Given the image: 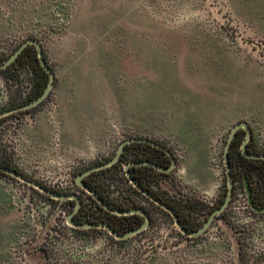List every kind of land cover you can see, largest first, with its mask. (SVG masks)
Returning <instances> with one entry per match:
<instances>
[{
  "label": "rangeland",
  "instance_id": "obj_1",
  "mask_svg": "<svg viewBox=\"0 0 264 264\" xmlns=\"http://www.w3.org/2000/svg\"><path fill=\"white\" fill-rule=\"evenodd\" d=\"M29 38L42 43L54 87L37 108L0 120V151L50 189L79 193L88 213L95 202L77 176L127 139L172 151L176 166L159 191L202 224L227 195L233 127L247 122L248 143L264 154V0H0V53ZM35 81L30 65L15 79L0 73V111ZM109 188L149 209L153 223L125 240L82 231L67 221L76 203L0 175V264H264V210L251 207L240 180L196 237L131 181Z\"/></svg>",
  "mask_w": 264,
  "mask_h": 264
},
{
  "label": "trees",
  "instance_id": "obj_2",
  "mask_svg": "<svg viewBox=\"0 0 264 264\" xmlns=\"http://www.w3.org/2000/svg\"><path fill=\"white\" fill-rule=\"evenodd\" d=\"M9 57L10 55L4 56L2 53H0V64L5 62ZM25 65H30L33 68L36 74L35 84L33 85V88L30 91L29 96L23 102L15 103L13 104V106L9 108L20 106L22 104H25L29 101L36 99L45 91V89L49 84V79H50L49 74L45 70V68L41 65L38 56V50L36 46L33 44L28 45L26 48H24V50L19 54V56L15 59V61H13L9 66L0 69V73L6 75L7 77H11L15 79L18 77L19 68ZM33 108H37V106ZM5 117L0 118V120L4 119ZM245 137H246V130L243 128L239 129L232 140V144L229 150V162L231 165L234 190L236 189L237 180H240L242 186L245 185L249 186L248 189L251 191V195L254 200L256 195L261 197V201H255V202L258 207H263L264 206V158H253L243 153L242 144L244 142ZM162 145L168 148L166 145L164 144ZM247 149L249 152L252 153H260L254 151L249 143L247 144ZM141 161H148L163 168H167L171 165L170 156L164 149L159 148L158 146H155L150 142H144V141L132 142L125 145L123 152L121 153V156L116 163H114L109 167L92 172L91 174L85 176L83 181L88 186H90L100 197H102L104 202L113 209L119 211L140 209L145 211L151 218V223H150L151 225L153 223V216L149 209L139 206L135 201L129 202L127 204L123 201L124 199H120V198L115 199L112 198L110 195L109 186L112 183V181H114L115 179H118L120 181L122 180V181L130 182V178L128 177L127 171L125 170L126 164L133 162H141ZM0 164L10 167L12 169H16L19 172H22L19 168H17L15 165L12 164L11 155L8 154V152L5 150L0 151ZM99 164H102V162H99ZM129 172L131 177H133L138 182V184H140L146 191H148L156 198L170 205L175 210V212L179 216L180 221L182 222L183 226L186 229L190 231L198 230L207 221L206 220L204 224H202V221L200 222L197 218H194L187 211L181 209L180 206L173 203L168 197L164 195V193L159 191L160 179L162 178V176H168L170 172L159 170L152 165H132L129 168ZM0 175L8 176L10 178L16 179L2 170H0ZM131 188L135 194L142 196L143 198H146L150 203L156 205V207L161 211H163L167 216L173 218L168 211H166L164 208L156 204L149 196L145 195L137 187H135L133 183H131ZM54 191L59 192L58 190H54ZM46 198L50 200H54L48 195H46ZM91 198L95 202L96 210L95 211L93 210V212L88 213L87 211H89V209H85L84 208L85 205L84 206L82 205L78 213L75 215V219L77 222L109 224L119 233L124 234L131 230H134L135 228H138L146 220L145 216L139 213L126 214V215L116 214L105 208L93 196H91ZM68 201L70 203H73V206L74 203H76V201L74 200H68ZM224 201L225 199H221L220 202L221 206L223 205ZM196 206L197 203L193 205V207ZM218 208L219 207L217 206V208L212 209L211 214ZM80 230L108 231L99 228L80 229ZM120 240H125V239H120Z\"/></svg>",
  "mask_w": 264,
  "mask_h": 264
},
{
  "label": "water",
  "instance_id": "obj_3",
  "mask_svg": "<svg viewBox=\"0 0 264 264\" xmlns=\"http://www.w3.org/2000/svg\"><path fill=\"white\" fill-rule=\"evenodd\" d=\"M35 45L37 50H38V56H39V60L41 62V65L45 68V70L48 72L49 74V84L47 86V88L45 89V91L36 99L29 101L25 104H22L20 106H15L12 108H8L5 110L0 111V118L8 116L12 113L15 112H20L23 110H27L33 107L38 106L40 103H42L50 94V92L52 91L53 87H54V83H55V73L52 69V67L50 66V64L47 62L46 57H45V52H44V48L42 46V43L36 39V38H29L26 41H24L20 47L2 64H0V69L6 68L7 66H9L13 61H15V59L19 56V54L24 50V48H26L28 45ZM245 129L246 130V137L244 139V142L242 144V151L245 155L249 156V157H253V158H264V154L263 153H252L249 152L247 149V144L252 136V128L250 127V125L247 122H239L238 124H236L227 141V144L225 146V151H224V163H225V168H226V175H227V183H228V192L225 198V201L223 203V205L221 207H219L218 209H216L208 218V220L205 222V224L199 228L198 230L195 231H190L188 229H186L182 222L179 219V216L177 215V213L175 212V210L168 205L167 203L163 202L162 200L156 198L154 195H152L151 193H149L148 191H146L140 184H138V182L131 177L130 172H129V168L132 165H152L154 167H156L159 170L162 171H166V172H170L172 171L175 166H176V159L172 153V151L166 147H164L162 144L158 143L155 140H152L150 138H141V137H137V138H130L125 140L117 154L110 160H108L107 162H104L102 164H97L95 166H92L90 168H88L87 170L81 172L78 176H77V184L83 188L84 190H86L87 192H89L100 204H102L105 208H107L108 210L119 214V215H126V214H133V213H139L145 216L146 220L145 222L139 226L138 228H135L134 230H131L127 233H119L117 230H115L111 225L109 224H105V223H90V222H77L75 219V214L78 212L81 203H82V198L79 194L73 193V194H66V193H61V192H57L54 191L52 189H50L49 187L45 186L44 184H42L41 182L30 178L28 176H26L24 173L17 171L16 169H12L10 167L4 166L0 164V170L4 171L5 173H7L8 175L20 180L21 182L34 187L36 189H39L40 191L44 192L46 195H48L49 197L53 198V199H57V200H76V206L73 209V211L69 214L68 216V222L76 227V228H80V229H90V228H99V229H105L108 230V232L110 234H112L114 237H116L117 239H127L133 235H136L142 231H144L145 229H147L151 223V218L150 216L143 210L140 209H134V210H129V211H119L116 209L111 208L108 204H106L104 202V200L102 199V197H100L90 186H88L84 181V177L91 174L94 171L109 167L111 165H113L114 163H116L120 156L121 153L123 152V149L125 147V145L132 143V142H138V141H144V142H150L151 144L158 146L159 148L164 149L168 155L170 156L171 159V165L167 168H163L160 167L154 163L148 162V161H141V162H133V163H128L125 166V170L127 171V175L130 178L131 183H133V185L135 187H137L141 192H143L145 195L149 196L156 204H158L159 206H161L162 208H164L166 211H168L172 217L175 220V223L177 224V226L179 227V229L181 230L182 233L188 235V236H199L202 233H204L208 227L212 224V222L214 221V219L220 215L222 212H224L228 206L231 203L232 200V196L234 193V182H233V177H232V171H231V165L229 162V150L232 144V140L235 137L237 131L239 129ZM249 186L246 185V189H247V195L249 198V203L251 205L252 208H254L257 211H263L264 207H258L257 205H255L254 201L252 200V195H251V191L248 189Z\"/></svg>",
  "mask_w": 264,
  "mask_h": 264
},
{
  "label": "flooded vegetation",
  "instance_id": "obj_4",
  "mask_svg": "<svg viewBox=\"0 0 264 264\" xmlns=\"http://www.w3.org/2000/svg\"><path fill=\"white\" fill-rule=\"evenodd\" d=\"M244 187H245V191L247 192L246 185H245ZM90 195H91V194H90ZM91 196H92V195H91ZM252 200L254 201V203H255V205H256V202H255V201H261V197L258 196V195H256V196H255V200L253 199V197H252ZM78 211H79V210H78ZM77 213H78V212H77ZM77 213H76V214H77ZM76 214H75V215H76Z\"/></svg>",
  "mask_w": 264,
  "mask_h": 264
},
{
  "label": "built area",
  "instance_id": "obj_5",
  "mask_svg": "<svg viewBox=\"0 0 264 264\" xmlns=\"http://www.w3.org/2000/svg\"><path fill=\"white\" fill-rule=\"evenodd\" d=\"M77 182V181H76ZM72 185V184H71ZM78 185V184H77ZM79 186V185H78ZM80 187V186H79ZM83 189V188H82ZM74 191V189H72ZM86 191V190H85ZM89 193V192H88ZM76 194H79V193H76ZM90 194V193H89ZM80 195V194H79ZM67 221H68V218H67Z\"/></svg>",
  "mask_w": 264,
  "mask_h": 264
}]
</instances>
